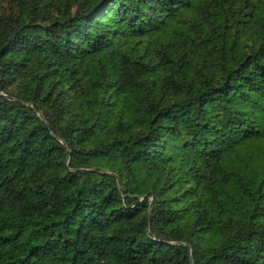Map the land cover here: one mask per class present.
<instances>
[{"label":"trees","instance_id":"1","mask_svg":"<svg viewBox=\"0 0 264 264\" xmlns=\"http://www.w3.org/2000/svg\"><path fill=\"white\" fill-rule=\"evenodd\" d=\"M0 264H264V0H0Z\"/></svg>","mask_w":264,"mask_h":264}]
</instances>
